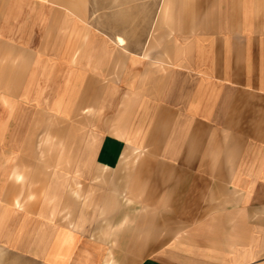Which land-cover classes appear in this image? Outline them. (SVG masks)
<instances>
[{"label":"crops","instance_id":"crops-1","mask_svg":"<svg viewBox=\"0 0 264 264\" xmlns=\"http://www.w3.org/2000/svg\"><path fill=\"white\" fill-rule=\"evenodd\" d=\"M97 1L0 0V126L92 131L44 174L0 138V250L105 264L126 201L140 264H264V0Z\"/></svg>","mask_w":264,"mask_h":264},{"label":"rangeland","instance_id":"rangeland-1","mask_svg":"<svg viewBox=\"0 0 264 264\" xmlns=\"http://www.w3.org/2000/svg\"><path fill=\"white\" fill-rule=\"evenodd\" d=\"M108 1V2H107ZM124 1V2H123ZM142 0H136L141 2ZM97 0H90L92 14L98 7ZM109 0H102V11H110ZM120 7H126V1H120ZM125 10V9H124ZM123 11V9H121ZM92 23L94 19H91ZM105 21V20H104ZM109 21V20H108ZM109 23V22H108ZM121 27V23H120ZM89 126H83V128ZM92 131L80 129L77 122H65L58 119L43 118L36 126H0V138L6 139L8 144L14 140H22V144H33L23 146L22 153L38 156V162L33 164L38 166L40 173H51L53 171L70 170L77 165L73 156H84L88 154V145ZM33 141V142H32ZM32 142V143H30ZM15 149L9 145L7 151ZM7 152V153H8ZM132 208L131 205H129ZM118 208L120 215L119 225L112 227L109 209L103 212L104 219L99 223L101 237L107 240L103 245L107 248V258L105 264H140L141 259L138 253L127 248L126 225H127V203L122 201ZM140 210H135V216L140 214ZM138 214V215H137ZM121 217H124L121 219ZM0 264H40L32 260L14 256L12 253L0 250Z\"/></svg>","mask_w":264,"mask_h":264}]
</instances>
